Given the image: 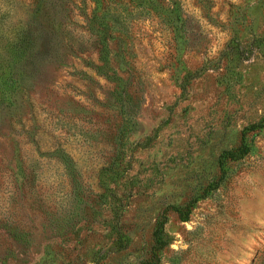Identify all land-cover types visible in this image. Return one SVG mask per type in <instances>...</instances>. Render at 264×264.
<instances>
[{
	"label": "rangeland",
	"instance_id": "obj_1",
	"mask_svg": "<svg viewBox=\"0 0 264 264\" xmlns=\"http://www.w3.org/2000/svg\"><path fill=\"white\" fill-rule=\"evenodd\" d=\"M0 264H264V0H0Z\"/></svg>",
	"mask_w": 264,
	"mask_h": 264
},
{
	"label": "trees",
	"instance_id": "obj_2",
	"mask_svg": "<svg viewBox=\"0 0 264 264\" xmlns=\"http://www.w3.org/2000/svg\"><path fill=\"white\" fill-rule=\"evenodd\" d=\"M245 149H247V148L244 146V148H242V150H241V152H240V156H244V155L247 154L248 151L245 150ZM227 158H229V159H235V158H234V154H231V153H229V152L223 153V155H222L221 158H220V166H221V168H223L224 162H225V160H226ZM180 218H181L184 222L187 221V220H184L182 214H180ZM164 225H165V223H162V225L160 226V228L157 230V232H156V234H155V236H156V241H157V240H158V241L160 240V236H162V234H163V228H164ZM157 243H158V242H157Z\"/></svg>",
	"mask_w": 264,
	"mask_h": 264
}]
</instances>
